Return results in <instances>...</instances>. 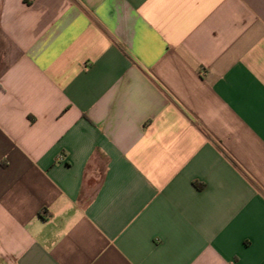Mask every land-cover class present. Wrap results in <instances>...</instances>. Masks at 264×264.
Instances as JSON below:
<instances>
[{
	"label": "crops",
	"instance_id": "1",
	"mask_svg": "<svg viewBox=\"0 0 264 264\" xmlns=\"http://www.w3.org/2000/svg\"><path fill=\"white\" fill-rule=\"evenodd\" d=\"M0 264H264V0H0Z\"/></svg>",
	"mask_w": 264,
	"mask_h": 264
}]
</instances>
